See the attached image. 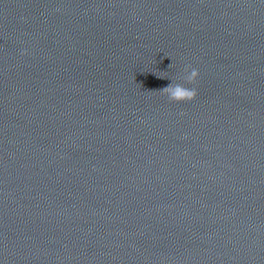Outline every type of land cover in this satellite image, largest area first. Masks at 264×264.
Returning a JSON list of instances; mask_svg holds the SVG:
<instances>
[{"label": "clouds", "instance_id": "1", "mask_svg": "<svg viewBox=\"0 0 264 264\" xmlns=\"http://www.w3.org/2000/svg\"><path fill=\"white\" fill-rule=\"evenodd\" d=\"M189 68L190 66L185 68L188 71L184 80L188 84H195L199 77V71L194 68L189 71ZM160 92L167 96L170 102L174 103L190 102L197 96V90L195 88H187L183 84L178 83H170L167 87L161 89Z\"/></svg>", "mask_w": 264, "mask_h": 264}]
</instances>
